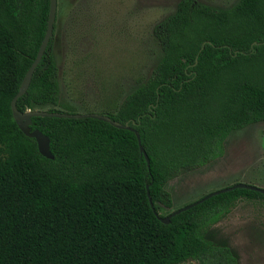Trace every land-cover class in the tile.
Wrapping results in <instances>:
<instances>
[{
	"label": "trees",
	"instance_id": "16d2710c",
	"mask_svg": "<svg viewBox=\"0 0 264 264\" xmlns=\"http://www.w3.org/2000/svg\"><path fill=\"white\" fill-rule=\"evenodd\" d=\"M49 4L0 0V264H239L214 226L237 200L263 193L235 188L163 223L147 191L157 211L158 202L172 207L170 179L221 157L232 131L264 121V0L230 8L179 0L155 24L160 54L148 77L114 113L100 112L139 132L149 165L134 131L97 118L33 116L53 159L16 125L10 101ZM55 23L20 111H65Z\"/></svg>",
	"mask_w": 264,
	"mask_h": 264
},
{
	"label": "rangeland",
	"instance_id": "374dc122",
	"mask_svg": "<svg viewBox=\"0 0 264 264\" xmlns=\"http://www.w3.org/2000/svg\"><path fill=\"white\" fill-rule=\"evenodd\" d=\"M179 0H57L53 51L59 68L60 105L78 113H114L146 80L160 49L155 24ZM230 8L238 0H199ZM246 183L264 189V121L232 131L224 154L200 167L182 169L166 188L173 205L165 215L201 196ZM239 264H264V198H242L215 226ZM182 264H200L187 260Z\"/></svg>",
	"mask_w": 264,
	"mask_h": 264
},
{
	"label": "water",
	"instance_id": "95a60500",
	"mask_svg": "<svg viewBox=\"0 0 264 264\" xmlns=\"http://www.w3.org/2000/svg\"><path fill=\"white\" fill-rule=\"evenodd\" d=\"M56 13H57V0H50V4H49V12H48V20H47V27H46V31L44 33V36L39 44L38 50L36 52V55L34 57V59L32 60L30 66L28 67L27 71L24 74V77L21 81V84L17 90V92L15 93V95L12 97L11 101H10V108H11V113H12V117L16 123V125L18 126V128L20 129V131L27 137H32L35 138L36 143H37V147H38V151L45 157L53 159V154L50 151V140L49 137L45 134H43L39 129H31L30 125H31V118L33 116H42V117H65V118H86V117H92V118H97L103 121H106L108 123H110L111 125H113L114 127L117 128H121V129H129L135 132L137 141H138V145H139V149L140 152L145 156L146 160H147V165H149V159L148 156L144 150V148L141 145V141H140V134L138 131L134 130L128 123L122 124L112 118H110L109 116L102 114V113H98V112H85V113H78V112H66V111H47V110H41V109H35V110H27V111H20L17 106H16V102L18 100L19 97H21L26 90L28 89V86L30 84L33 72L35 70V68L37 67V65L39 64L43 53L49 43L50 38L53 36V29H54V23L56 20ZM235 188H246V189H251L254 191H258L260 193L264 194V189L261 187H257L251 184H246V183H235L231 186L228 187H224L222 189L219 190H215L212 192H209L207 194H205L203 197H200L182 207L176 208L174 210H172L168 215H160V213L156 210L154 203L151 200V196L149 191H147V196H148V200H149V204L151 206V209L153 210V212L156 214L157 218L163 222V223H169L170 218L178 213H180L181 211L187 210L189 208H191L192 206H195L198 203L203 202L204 200H206L207 198L214 196L216 194L222 193V192H226Z\"/></svg>",
	"mask_w": 264,
	"mask_h": 264
}]
</instances>
